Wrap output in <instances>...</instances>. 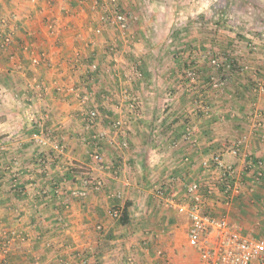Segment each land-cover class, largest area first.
<instances>
[{"label":"crops","instance_id":"0c3cea01","mask_svg":"<svg viewBox=\"0 0 264 264\" xmlns=\"http://www.w3.org/2000/svg\"><path fill=\"white\" fill-rule=\"evenodd\" d=\"M135 1L0 0V44L13 36L0 47V264H82L87 255L91 264H201L178 205L202 204L264 238V122L252 117L255 105L264 115V92L252 89L263 53L234 40L241 73L228 65L230 85L209 89L207 55L228 41L189 37L190 57H179L162 36L172 25L153 23L158 12ZM118 12L130 17L125 33L110 23ZM92 109L99 119L88 128ZM215 154L237 168L239 196L222 193ZM89 178L103 189L79 195ZM115 207L127 209V225L110 216Z\"/></svg>","mask_w":264,"mask_h":264},{"label":"rangeland","instance_id":"374dc122","mask_svg":"<svg viewBox=\"0 0 264 264\" xmlns=\"http://www.w3.org/2000/svg\"><path fill=\"white\" fill-rule=\"evenodd\" d=\"M133 6H136L138 9L152 7L155 12H158L157 14L151 15L153 23L168 24V26L172 25V31L170 32L167 29L162 36H164V38L171 37V42H175L176 44V47H174L177 49L175 53H177L179 57H190L188 54L190 48L186 45V41H188L187 39L189 37V40H194L193 38H196V40H201L202 42H205L204 39L206 38L210 41L216 40L215 44H220L222 39L228 41L227 47L220 49L218 46L216 47L217 50L212 49L213 53L207 55L210 59V66H208L209 70L216 76V78L212 76L213 85L211 88L214 90L220 91L226 89L230 85V80L224 75L227 73V71L224 73V68H227L228 65H230L229 71L233 70L241 73L242 68L236 59L237 51L235 50L236 54H233L235 47L237 49L239 44L234 43V40L237 42H248L245 49L248 52L249 50L251 51L249 54L253 53L258 55L263 53L262 57L264 56V0H136ZM118 13L124 14V12ZM127 16L129 18V15ZM0 24H2V22ZM161 32L162 31L156 32V35H160ZM206 42H208V40ZM227 58H229V60H226ZM216 60L218 62L217 65L214 64ZM234 60L235 63L233 62L232 64ZM190 65L191 66L188 68H185L186 72L188 73L191 70L197 73L198 69L194 63ZM195 79H197V75ZM222 80H225L224 85L219 86V81ZM260 80L264 83L263 76ZM257 84L258 82L252 81L253 91ZM254 92H256L254 93L255 95L264 92V87L263 90ZM253 108H255V112L252 117H256V126L261 127L263 126L264 121L262 119L264 115L261 119L258 118L256 114L257 112L263 114V112L258 109V105H255ZM28 110L29 108L26 106L24 113L27 114V116L30 115L32 118L33 115L30 114ZM25 114H23V116H25ZM39 136L46 139L44 136ZM62 150H64L63 147ZM246 173L250 174L248 171H246ZM250 176H252V174L248 177L250 178ZM102 230L103 228L99 229L101 232ZM3 245H7V250H9L11 239H6ZM84 257L81 263L91 264L90 259L92 257L89 255Z\"/></svg>","mask_w":264,"mask_h":264},{"label":"built area","instance_id":"2783aa9c","mask_svg":"<svg viewBox=\"0 0 264 264\" xmlns=\"http://www.w3.org/2000/svg\"><path fill=\"white\" fill-rule=\"evenodd\" d=\"M130 17L126 14H117L111 20L110 23L117 25L123 33H125L129 26ZM2 24H8V20L2 19ZM12 33L5 35L1 38V48H8L12 43ZM34 64H39V60H34ZM214 64H218L217 60ZM195 71H189L188 76L192 80H195ZM225 80L219 81V86L224 85ZM264 83L262 80L258 81L254 91L263 90ZM89 101V95H85L82 98V102ZM134 108V106H132ZM258 118H263L261 112H257ZM99 119V111L92 109L87 113L86 122L87 127L94 126ZM264 120V118L262 119ZM260 126V124H259ZM36 140L45 144L49 140L44 139L38 135L35 136ZM54 148L62 151V146L59 143H54ZM232 154L240 157L241 151L239 148H233ZM91 157L98 163H103V155L99 151H95L91 154ZM212 161L216 164L217 168L222 174V193L226 197L233 198L239 196L241 191L245 188V185L239 180V172L237 168L227 167L222 161L219 155L215 154L212 157ZM204 167L210 168L209 161L206 160L203 163ZM259 166L264 168V163L259 162ZM260 176L259 174H257ZM83 190L79 195L86 196L90 191L99 192L103 189L104 184L101 179L89 178L83 182ZM198 184H194L192 189L198 190ZM229 201V200H228ZM177 210L187 214V243L190 247L196 249L199 252L201 258V264H264V238L248 237L242 234L240 231L233 229L226 216H220L210 212L209 208H206L202 204H196L187 208L184 205H178ZM123 209L115 207L110 210V216L115 220H120ZM7 245H3L1 253L7 254ZM131 261V259H130ZM132 262V261H131Z\"/></svg>","mask_w":264,"mask_h":264},{"label":"trees","instance_id":"16d2710c","mask_svg":"<svg viewBox=\"0 0 264 264\" xmlns=\"http://www.w3.org/2000/svg\"><path fill=\"white\" fill-rule=\"evenodd\" d=\"M233 62L235 63V60L234 61H232V64H233ZM189 66H191V65H189ZM188 66V67H189ZM236 72V71H235ZM237 73V72H236ZM195 74L197 75V73L195 72ZM187 75H188V73H187ZM195 75V76H196ZM219 76H220V74H219ZM218 76V77H219ZM190 79H191V77H189ZM215 78H216V76H215ZM208 84V88L210 89L211 87H212V85H213V82H212V79L207 83ZM120 222L123 224V225H127L128 223H129V216H128V213H127V209H124L123 211H122V216H121V219H120Z\"/></svg>","mask_w":264,"mask_h":264}]
</instances>
